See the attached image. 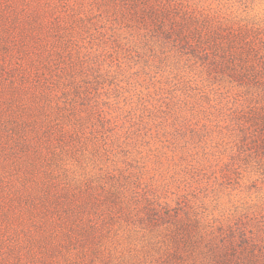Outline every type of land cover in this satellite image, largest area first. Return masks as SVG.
Masks as SVG:
<instances>
[{
  "label": "rangeland",
  "instance_id": "obj_1",
  "mask_svg": "<svg viewBox=\"0 0 264 264\" xmlns=\"http://www.w3.org/2000/svg\"><path fill=\"white\" fill-rule=\"evenodd\" d=\"M28 1L0 264H264V0Z\"/></svg>",
  "mask_w": 264,
  "mask_h": 264
},
{
  "label": "trees",
  "instance_id": "obj_2",
  "mask_svg": "<svg viewBox=\"0 0 264 264\" xmlns=\"http://www.w3.org/2000/svg\"><path fill=\"white\" fill-rule=\"evenodd\" d=\"M37 2L35 1H28V0H0V27L3 26V32L7 35L11 33V29H14L15 24L21 20V16L25 19V23L32 26V24H36L37 27L42 28L43 25L41 24L40 18H39V8L40 5H36ZM33 5L35 7H33ZM21 7H23L21 9ZM25 9L24 11H22ZM7 37H4L0 34V45L1 49H4V42H8ZM3 43V44H1ZM16 68L7 69L5 62H2L0 64V78H2L4 81H10L11 84H14V82L17 81L16 76L14 75L13 71H15ZM30 79V76L27 74H24L21 76L22 81H28ZM16 80V81H15ZM0 121H4L5 127L3 130L0 128L1 132H6V128L8 129V124H11L14 128L16 126V122L13 119H6V118H0ZM12 130H18L13 129ZM8 134V133H7ZM16 135L14 132L9 133V136L5 138L6 144L8 143H14L16 146H19V143L21 142V135L19 134L18 140L15 138ZM26 143V142H25ZM22 148H28L27 144L24 146H21Z\"/></svg>",
  "mask_w": 264,
  "mask_h": 264
}]
</instances>
